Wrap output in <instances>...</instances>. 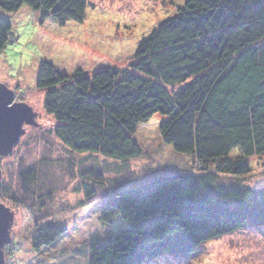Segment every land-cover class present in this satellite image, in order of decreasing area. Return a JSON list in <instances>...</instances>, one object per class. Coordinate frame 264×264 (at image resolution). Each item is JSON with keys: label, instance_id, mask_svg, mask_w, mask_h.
Returning a JSON list of instances; mask_svg holds the SVG:
<instances>
[{"label": "trees", "instance_id": "1", "mask_svg": "<svg viewBox=\"0 0 264 264\" xmlns=\"http://www.w3.org/2000/svg\"><path fill=\"white\" fill-rule=\"evenodd\" d=\"M23 5L62 26L84 19L87 0H0L9 13ZM12 40L0 16V52ZM36 88L54 120L51 133L74 153L139 158L134 135L157 114L162 141L196 162L110 191L99 169L85 170L97 181L83 177L81 205L101 201L100 224L119 217L127 228L90 242L82 263L190 257L224 235L264 229V183L237 179L251 172L252 157L264 156V0H186L139 42L129 69L66 74L42 61ZM67 231L58 220L37 224L33 250Z\"/></svg>", "mask_w": 264, "mask_h": 264}, {"label": "rangeland", "instance_id": "2", "mask_svg": "<svg viewBox=\"0 0 264 264\" xmlns=\"http://www.w3.org/2000/svg\"><path fill=\"white\" fill-rule=\"evenodd\" d=\"M185 1L87 0L84 19L62 26L50 18L42 21L27 5L12 13L0 9V16L11 24L13 39L0 52V88L10 92L12 105L28 114L17 142L0 156V202L9 215L10 236L3 251L5 264H81L90 242L104 241L127 228L119 217L100 224L101 201L81 205L83 177L97 181L85 170L99 169L104 191H110L164 169H194L190 156L162 141L158 128L162 118L157 114L139 125L134 135L142 150L139 158L123 162L70 151L51 133L54 120L43 108L44 92L36 88L42 61L66 74L77 69L86 73L105 67L129 69L139 42ZM250 163L251 172L237 179L259 186L264 183V156L252 157ZM28 170L34 174L32 181L27 179ZM49 220H58L68 231L50 248L33 250L36 225ZM147 264H264V229L227 234L201 244L193 256L165 255Z\"/></svg>", "mask_w": 264, "mask_h": 264}, {"label": "water", "instance_id": "3", "mask_svg": "<svg viewBox=\"0 0 264 264\" xmlns=\"http://www.w3.org/2000/svg\"><path fill=\"white\" fill-rule=\"evenodd\" d=\"M26 122H28L27 111L21 106L12 105L10 92L0 88V156L6 155L17 142L19 129ZM3 206L4 204L0 202V264H5L3 251L10 241L9 215Z\"/></svg>", "mask_w": 264, "mask_h": 264}]
</instances>
